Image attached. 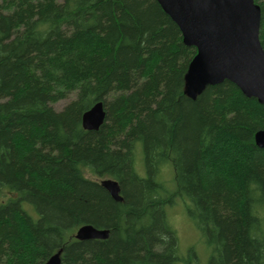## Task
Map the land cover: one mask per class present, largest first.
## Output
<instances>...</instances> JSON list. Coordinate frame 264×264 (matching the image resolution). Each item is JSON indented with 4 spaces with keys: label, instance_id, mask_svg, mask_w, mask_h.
<instances>
[{
    "label": "trees",
    "instance_id": "16d2710c",
    "mask_svg": "<svg viewBox=\"0 0 264 264\" xmlns=\"http://www.w3.org/2000/svg\"><path fill=\"white\" fill-rule=\"evenodd\" d=\"M196 53L157 0H0V264H180L169 162L208 264H264V103L231 81L189 97Z\"/></svg>",
    "mask_w": 264,
    "mask_h": 264
},
{
    "label": "water",
    "instance_id": "95a60500",
    "mask_svg": "<svg viewBox=\"0 0 264 264\" xmlns=\"http://www.w3.org/2000/svg\"><path fill=\"white\" fill-rule=\"evenodd\" d=\"M181 29L185 44L197 53L186 76L187 93L195 99L209 85L224 81L236 84L248 97L264 103V48L259 33L261 7L254 0H157ZM106 111L97 101L82 116L86 130H98ZM256 142L264 147V130L257 132ZM102 184L116 201H123L116 180ZM109 229L82 225L77 239H106ZM62 249L46 264H60Z\"/></svg>",
    "mask_w": 264,
    "mask_h": 264
},
{
    "label": "rangeland",
    "instance_id": "374dc122",
    "mask_svg": "<svg viewBox=\"0 0 264 264\" xmlns=\"http://www.w3.org/2000/svg\"><path fill=\"white\" fill-rule=\"evenodd\" d=\"M72 96H74V94H72L71 97ZM69 99L70 97L60 100L53 105L55 108L60 109L69 101ZM143 166L144 162L142 161V155L140 150H138L137 168L141 174H144ZM85 173L88 177L99 180L102 179L93 175L87 170ZM161 177L169 186L173 188V192H175V195H173L174 200L170 205L167 206V209L169 218L174 225L179 237V247L182 258L180 264H187V261L189 264H208L211 255V248L207 245L196 223L189 217L186 210L187 200L183 199L177 194V183L175 180V171L172 162L167 163L163 167ZM23 206H26L32 213L34 211L35 215L31 214L30 211L29 213L33 217H37V211L30 203H25Z\"/></svg>",
    "mask_w": 264,
    "mask_h": 264
}]
</instances>
